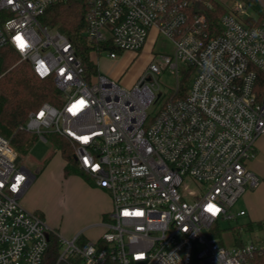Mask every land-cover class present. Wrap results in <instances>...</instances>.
Wrapping results in <instances>:
<instances>
[{"label":"built area","instance_id":"2783aa9c","mask_svg":"<svg viewBox=\"0 0 264 264\" xmlns=\"http://www.w3.org/2000/svg\"><path fill=\"white\" fill-rule=\"evenodd\" d=\"M67 2L0 0V50L12 48L40 79L54 81L61 102L45 103L21 129L43 143L50 134L70 142L79 169L110 195L111 221L97 241L59 236L23 207L32 175L0 136V264H43L52 235L61 248L57 264H253L264 257V235L230 250L215 237L221 222L247 215L233 208L260 185L247 163L264 138V17L248 24L245 5L226 1L217 33L192 13L193 0H86L91 54L138 53L153 30L175 46L125 89L100 73L87 81L74 44L42 24L48 9ZM179 63L193 69L186 96H176L178 86L150 118L162 97L159 76L169 68L178 79Z\"/></svg>","mask_w":264,"mask_h":264},{"label":"trees","instance_id":"16d2710c","mask_svg":"<svg viewBox=\"0 0 264 264\" xmlns=\"http://www.w3.org/2000/svg\"><path fill=\"white\" fill-rule=\"evenodd\" d=\"M230 1V0H225ZM241 2L252 11L255 16L249 17L248 24H260L264 17L263 10L257 0H233ZM86 0H69L65 4L51 7L41 17V22L51 28L58 29L66 35L74 44L77 56L85 69V79L90 82L92 76L98 74V67L91 60V53L96 46L91 44L85 31L86 15L88 13ZM193 14L205 16L211 32L220 33V20L227 12L225 3L221 0H193L191 9ZM114 50L113 48H109ZM19 60L12 48L6 47L0 50V136L10 139L13 148L21 158L26 157L35 143L38 141L32 135L21 128L25 125L29 115L37 112L45 103L58 105L59 92L52 79H40L27 63L16 65ZM193 76V69L189 68L185 80L180 82L177 97H185ZM51 141L55 143L66 161L65 171L68 174H80L86 178L79 169L74 151L68 140L55 134H50ZM254 228H264V222H249L242 228H237L238 235L242 232H253ZM221 246L225 247L224 240L215 234ZM244 239L239 235L235 241V247L243 245ZM60 245L57 236L52 235L49 248L45 254L43 264H57L60 255ZM253 264H264V257H256Z\"/></svg>","mask_w":264,"mask_h":264},{"label":"rangeland","instance_id":"374dc122","mask_svg":"<svg viewBox=\"0 0 264 264\" xmlns=\"http://www.w3.org/2000/svg\"><path fill=\"white\" fill-rule=\"evenodd\" d=\"M221 1L226 2L225 0ZM231 3L229 1V4ZM250 14L255 16L252 11ZM174 52L173 42L163 35L157 38L156 32L153 31L147 45L138 53H120L115 60L110 59L107 52L101 55L93 53L91 58L95 60L101 75L119 83L122 88L129 89L139 81L154 56H173ZM20 63L19 60H16V65ZM187 71L188 67L179 63L178 79L176 73L169 68L162 72L158 78L159 89L157 91V94H161L162 97L149 109L150 118H154L165 100L176 93L179 82L185 80ZM256 147L257 157L250 160L247 166L260 180L259 187L254 191L261 194L259 203L264 208V179L262 176L264 172V138L257 141ZM21 165L33 171L36 177H40L37 202L40 203L42 211L45 213V217L41 216V218L47 220L46 222L52 226L59 236H64V229L67 226L82 224L91 220L94 205L89 204L85 199V184L88 182L80 174H68L65 171L59 149L51 141L50 135H48L47 143L41 141L35 143L28 156L23 157ZM38 169H43V173H38ZM243 208L244 198H241L236 203L233 211L238 213ZM104 220L106 222L111 221L108 215ZM249 222L251 221L248 217H240L230 222H221L215 228V233L218 237L221 235L225 248L230 250L235 247V241L239 238V235L245 242L255 239L256 236L264 235V232L259 228H254L252 233L242 232L238 235L237 228H242Z\"/></svg>","mask_w":264,"mask_h":264},{"label":"crops","instance_id":"0c3cea01","mask_svg":"<svg viewBox=\"0 0 264 264\" xmlns=\"http://www.w3.org/2000/svg\"><path fill=\"white\" fill-rule=\"evenodd\" d=\"M153 31H155L157 34L156 30ZM91 60L97 66L95 60L93 58H91ZM98 73H100L99 70ZM37 140L40 141L38 138ZM59 155L63 161V166L65 167L66 161L64 160L60 151H59ZM27 170L32 175V180L28 188L21 197V203L23 207L29 212H34L39 214L40 216L45 217V213L42 211L43 210L42 206L40 205L39 202H37L38 194H39L40 177L39 178L36 177L33 174V171L29 169ZM43 171H44L43 169H38L37 172L42 174ZM262 174L264 179V172ZM33 176H35V178ZM253 191L246 192L242 197L244 198V208L241 209L240 211H246L247 215L245 217H248L249 220L253 223L264 222V208H262L263 206L259 203L261 199V194L257 193L256 191L254 192ZM85 199L89 204L92 203L94 205L93 216L91 220L85 223L67 226L64 229V236H63L66 239H72L76 235L81 233L84 235L86 239L97 241L101 238L102 234L105 231L102 226V223L105 222L104 219L106 218L107 214L111 212L113 208L110 195L106 191L98 187H95L93 184L87 183L85 184ZM48 226L52 230H54L51 225L48 224Z\"/></svg>","mask_w":264,"mask_h":264},{"label":"snow or ice","instance_id":"6c2138e0","mask_svg":"<svg viewBox=\"0 0 264 264\" xmlns=\"http://www.w3.org/2000/svg\"><path fill=\"white\" fill-rule=\"evenodd\" d=\"M11 2V0H10ZM41 116L43 115V113L40 114ZM83 139H86V138H83ZM209 211L213 212V214H215V212H218L219 209L215 208L214 206L212 205H209Z\"/></svg>","mask_w":264,"mask_h":264},{"label":"water","instance_id":"95a60500","mask_svg":"<svg viewBox=\"0 0 264 264\" xmlns=\"http://www.w3.org/2000/svg\"><path fill=\"white\" fill-rule=\"evenodd\" d=\"M22 161V158L19 156V158L17 159V163L19 164ZM35 178V176H33Z\"/></svg>","mask_w":264,"mask_h":264}]
</instances>
